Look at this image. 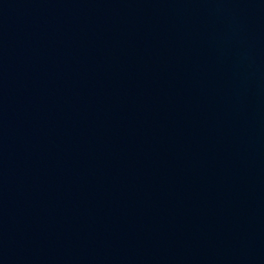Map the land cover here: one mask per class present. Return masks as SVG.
Masks as SVG:
<instances>
[{"label":"water","instance_id":"95a60500","mask_svg":"<svg viewBox=\"0 0 264 264\" xmlns=\"http://www.w3.org/2000/svg\"><path fill=\"white\" fill-rule=\"evenodd\" d=\"M0 264H264V0H0Z\"/></svg>","mask_w":264,"mask_h":264}]
</instances>
